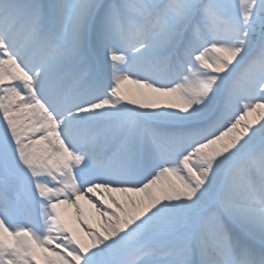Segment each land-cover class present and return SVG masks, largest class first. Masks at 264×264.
I'll return each mask as SVG.
<instances>
[{
    "label": "snow or ice",
    "instance_id": "6c2138e0",
    "mask_svg": "<svg viewBox=\"0 0 264 264\" xmlns=\"http://www.w3.org/2000/svg\"><path fill=\"white\" fill-rule=\"evenodd\" d=\"M0 264H264V0H0Z\"/></svg>",
    "mask_w": 264,
    "mask_h": 264
},
{
    "label": "rangeland",
    "instance_id": "374dc122",
    "mask_svg": "<svg viewBox=\"0 0 264 264\" xmlns=\"http://www.w3.org/2000/svg\"><path fill=\"white\" fill-rule=\"evenodd\" d=\"M128 87H129V88H134L135 86H134V85H129Z\"/></svg>",
    "mask_w": 264,
    "mask_h": 264
}]
</instances>
